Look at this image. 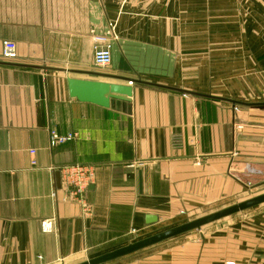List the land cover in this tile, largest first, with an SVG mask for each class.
<instances>
[{
    "label": "crops",
    "instance_id": "crops-1",
    "mask_svg": "<svg viewBox=\"0 0 264 264\" xmlns=\"http://www.w3.org/2000/svg\"><path fill=\"white\" fill-rule=\"evenodd\" d=\"M109 22L118 38L106 69L93 62L91 31ZM5 42L16 48L9 60ZM185 46L213 47L194 61L219 64L239 61L233 47H264V0H0V264L78 263L264 183V98L240 101L211 77L207 88L168 84V56L180 47L188 62ZM240 56L263 62L264 49ZM104 74L134 80L129 101L69 96V76L127 83ZM52 128L76 137L50 147ZM76 163L94 170L81 201L59 173ZM200 228L104 264H264L253 210Z\"/></svg>",
    "mask_w": 264,
    "mask_h": 264
},
{
    "label": "rangeland",
    "instance_id": "rangeland-1",
    "mask_svg": "<svg viewBox=\"0 0 264 264\" xmlns=\"http://www.w3.org/2000/svg\"><path fill=\"white\" fill-rule=\"evenodd\" d=\"M241 36H244V35L241 34ZM181 48L186 50L184 57L189 55L188 56L189 61L188 62L180 61V59L182 58L181 51L179 50L180 47H175L174 53L171 54V61L169 60L170 56H168V84L175 86L177 88L178 87L188 88L190 86H197V83H199L200 87L207 88L209 87V85L207 84L206 77H211L212 80L211 79L209 80L213 81V86H214L215 91L226 93L228 86L232 85V87H234V91H236L235 96H237L240 101L250 102L252 100H260L264 98V61L263 62H258V61L244 62V58L240 56V55H244V53H246V55H249L250 53H252L254 57H259L260 52L262 49H264V47H260V46L233 47L232 50L235 53L234 57L239 58V61L234 62V63L222 62L220 64L216 62H212V61H205V62L194 61V59L197 58L198 54L201 55L203 52L208 53L209 50H211L213 47H201L200 50L196 46H185ZM255 55H258V56H255ZM222 57H227V56H222ZM122 64L126 65L125 62H122ZM110 65H112V63ZM110 65L106 69H110ZM230 66L233 67L231 70L232 72H230L229 70ZM246 69L249 70L248 73ZM120 70H128L132 73L139 72V71L130 69L128 66L127 68H121ZM251 71H253V73H251ZM180 72H184V74L180 75ZM171 74L178 75V76L171 77L170 76ZM261 93L263 95H261ZM262 193H264V183H261L258 185L257 184L249 185L245 189V191H243V193L237 194L236 199H234L235 200L234 203L241 202L243 200L249 199L251 197H254ZM219 208H224V206L219 207ZM252 210L254 211V213H256V215H259L260 219L264 220V203H262L260 205H256L254 207H251V208L242 210L240 212H237L235 214H232L231 216H227L228 218H226L225 220L219 219L217 221L211 222L210 224H206L202 226L200 229L210 230L213 227V225L224 223L230 219H239L240 215L250 213V211ZM203 215H206V213L195 214L193 215L192 218H190V220L201 217ZM236 221H239V220H236ZM184 222H187V221H183L176 225L182 224ZM176 225H168L165 227L157 228L149 232L148 236L156 234L168 228L174 227ZM197 231L198 230H192L191 232H187L183 234V236H190L192 233H195V232L197 233ZM145 236L148 237L147 235ZM176 238L180 239V236H177ZM89 258L91 257H87L86 259H89ZM54 264H72V263L59 261Z\"/></svg>",
    "mask_w": 264,
    "mask_h": 264
},
{
    "label": "water",
    "instance_id": "water-1",
    "mask_svg": "<svg viewBox=\"0 0 264 264\" xmlns=\"http://www.w3.org/2000/svg\"><path fill=\"white\" fill-rule=\"evenodd\" d=\"M104 75L107 77L116 78L121 81H126L127 83L124 84L118 82L97 81L69 76L66 79L69 96L77 99L78 101L93 103L102 107H109L112 100L129 101L132 96V83L134 80L124 76L108 74ZM262 203H264V193L241 202L234 203L217 211L211 212L193 220H189L182 224L128 243L111 251L93 256L75 264H104L113 259L154 245L185 232L199 229L206 224ZM146 219L148 222H150L155 221L156 218L148 216Z\"/></svg>",
    "mask_w": 264,
    "mask_h": 264
},
{
    "label": "built area",
    "instance_id": "built-area-1",
    "mask_svg": "<svg viewBox=\"0 0 264 264\" xmlns=\"http://www.w3.org/2000/svg\"><path fill=\"white\" fill-rule=\"evenodd\" d=\"M115 25L109 22L106 28L102 31H91L92 35V50H93V62L97 67L104 68L111 63V49L112 43L118 36L115 33ZM1 56L3 59H12L16 56V48L14 43L5 42L2 46ZM76 137V133L60 134L56 129H49L48 131V144L50 147H54L59 144H63L67 141L73 140ZM30 153H34V150H30ZM35 163L34 160L31 161ZM61 184L64 189L66 197L70 200L81 201L82 194L91 183L94 170L91 166L82 164H68L59 168ZM53 226V219H44L40 223L41 230L43 232L51 231Z\"/></svg>",
    "mask_w": 264,
    "mask_h": 264
}]
</instances>
